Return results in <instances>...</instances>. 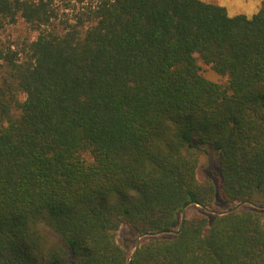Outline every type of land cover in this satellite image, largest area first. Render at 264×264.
Segmentation results:
<instances>
[{"label":"trees","instance_id":"1","mask_svg":"<svg viewBox=\"0 0 264 264\" xmlns=\"http://www.w3.org/2000/svg\"><path fill=\"white\" fill-rule=\"evenodd\" d=\"M0 264H264V212L186 216L217 193L264 202V0H0ZM199 61L220 76L213 81ZM219 184L199 179L201 148ZM201 207V208H203ZM203 208L205 210H208ZM210 211V210H209Z\"/></svg>","mask_w":264,"mask_h":264},{"label":"rangeland","instance_id":"2","mask_svg":"<svg viewBox=\"0 0 264 264\" xmlns=\"http://www.w3.org/2000/svg\"><path fill=\"white\" fill-rule=\"evenodd\" d=\"M52 3V6L55 8L59 19L60 18H69L75 15L76 12L82 9L83 5L89 3L91 0H49ZM205 2H211L222 6L226 13L230 16L236 14H244L247 17H251L260 7L261 0H203ZM36 31H33L29 25L19 17L17 21L13 24L7 25L0 31V41L5 43H20L27 39H32L36 36ZM201 67V72L207 78L219 82L224 83L226 77L220 76L214 71H212L207 64L202 61L198 62ZM199 154V163L197 168V177L199 179L203 178H211L215 181V183L219 184L217 171H218V163L216 155L214 154L211 146H205L203 150L201 148ZM238 203H229L226 202L219 193L216 194L213 205L210 207L211 211L205 210L198 205L191 204L184 209V213L186 216L193 215L195 213H206L209 217H212L216 211H226L231 207H234ZM245 208H260L262 212H264V202H256L255 204H251L249 202L240 203L237 206V209L242 210ZM171 233H158V234H148L143 235L142 239H149L154 236H166ZM137 235H135L129 227L126 225H121L117 230L116 239L119 244L124 246L128 252L131 254L134 249L135 239Z\"/></svg>","mask_w":264,"mask_h":264},{"label":"water","instance_id":"3","mask_svg":"<svg viewBox=\"0 0 264 264\" xmlns=\"http://www.w3.org/2000/svg\"><path fill=\"white\" fill-rule=\"evenodd\" d=\"M238 204H240V203H238ZM238 204L235 205L234 207H231L230 209H228V210H226V211H216L215 213H217V214H223V213H226V212H229V211H233V210H235V209L237 208ZM196 205H198V206H200V207H203V205H201V204H199V203H196ZM203 208H206V207H203ZM184 209H185V208L182 209L181 220H180L179 226H178L177 230L173 231V232H175V233H178V232L180 231L181 227H182L183 220H184V218H185ZM206 209H208V210L211 211L210 208H206ZM158 233H160V232H153V233H150V234H158ZM143 235H146V234H139V235H137V237H136V239H135L134 249H133L132 253H131L130 256H129L128 264H132V261H133V259H134V256H135V254H136V252H137V250H138V248H139V246H140V238H141Z\"/></svg>","mask_w":264,"mask_h":264}]
</instances>
